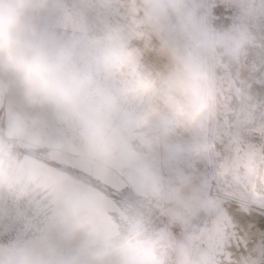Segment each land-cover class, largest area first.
<instances>
[{
	"label": "clouds",
	"instance_id": "obj_1",
	"mask_svg": "<svg viewBox=\"0 0 264 264\" xmlns=\"http://www.w3.org/2000/svg\"><path fill=\"white\" fill-rule=\"evenodd\" d=\"M0 264H264V0H0Z\"/></svg>",
	"mask_w": 264,
	"mask_h": 264
}]
</instances>
